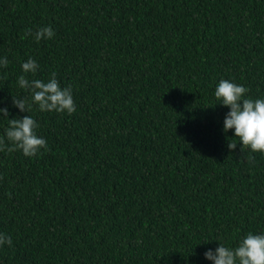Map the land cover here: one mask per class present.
Listing matches in <instances>:
<instances>
[{
  "label": "trees",
  "instance_id": "obj_1",
  "mask_svg": "<svg viewBox=\"0 0 264 264\" xmlns=\"http://www.w3.org/2000/svg\"><path fill=\"white\" fill-rule=\"evenodd\" d=\"M0 56L10 118L28 57L76 109L33 105L46 147L0 148V264H211L217 238L264 232V154L227 147L213 95L264 97V0H0Z\"/></svg>",
  "mask_w": 264,
  "mask_h": 264
},
{
  "label": "clouds",
  "instance_id": "obj_2",
  "mask_svg": "<svg viewBox=\"0 0 264 264\" xmlns=\"http://www.w3.org/2000/svg\"><path fill=\"white\" fill-rule=\"evenodd\" d=\"M31 36L36 42L50 40L55 33L53 28L43 26L25 30V36ZM8 58L0 56V68L6 67ZM39 68L38 62L28 57L20 64L21 74L17 76L16 87L24 90L28 97L11 95L12 107L20 113L27 115L10 118V111L5 99H0V119L6 120L3 136H0V148L6 147L8 151L19 150L23 155L35 156L46 147V140L36 134L37 121L29 113L35 105L39 111L73 113L75 103L70 87H62L55 73L47 80L30 78L35 76ZM248 89L230 79L221 78L215 85L214 98L217 104L228 109L223 120L222 131H229L233 136L229 138L227 147L235 149L241 145L243 151L247 148L251 153L264 154V97H251L247 95ZM9 142L4 144V140ZM232 139L238 143H232ZM215 249L208 248L203 257L211 264H264V232H248L236 239L234 245H226L219 238ZM11 238L0 233V245H11Z\"/></svg>",
  "mask_w": 264,
  "mask_h": 264
}]
</instances>
